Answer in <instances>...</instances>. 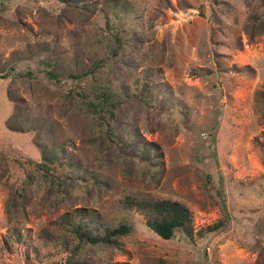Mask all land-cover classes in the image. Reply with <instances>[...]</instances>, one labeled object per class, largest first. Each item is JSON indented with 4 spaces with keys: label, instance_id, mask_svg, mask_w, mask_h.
<instances>
[{
    "label": "rangeland",
    "instance_id": "374dc122",
    "mask_svg": "<svg viewBox=\"0 0 264 264\" xmlns=\"http://www.w3.org/2000/svg\"><path fill=\"white\" fill-rule=\"evenodd\" d=\"M263 91L264 0H0V264H264Z\"/></svg>",
    "mask_w": 264,
    "mask_h": 264
},
{
    "label": "trees",
    "instance_id": "16d2710c",
    "mask_svg": "<svg viewBox=\"0 0 264 264\" xmlns=\"http://www.w3.org/2000/svg\"><path fill=\"white\" fill-rule=\"evenodd\" d=\"M121 47V43L118 44L115 55H118V50ZM104 64V63H103ZM102 65H97V69ZM91 73H94L91 71ZM50 77H54L53 74H48ZM55 78V77H54ZM261 97H264V91L261 93ZM115 98L114 93L108 88L104 87L95 96L94 100L98 101L100 106H103L109 114L114 116L113 110L118 107L113 100ZM127 201L130 204H136L137 211L142 214L147 220V225L158 236L164 240H171L175 237L176 231L183 232L187 236L192 234L193 217L190 210L179 202L171 200L163 201H141L136 202L129 198ZM131 205L130 207H132ZM75 237L79 239V242L92 244V245H108L113 244V238H117L121 235H126L131 231V228L122 225L115 230L107 229L105 234L93 233V232H81V225L74 224L72 226ZM213 229L217 226L212 227ZM67 248H70L67 244H64Z\"/></svg>",
    "mask_w": 264,
    "mask_h": 264
}]
</instances>
